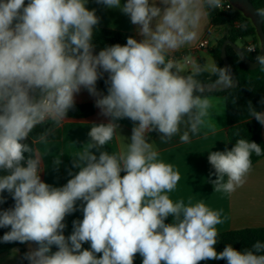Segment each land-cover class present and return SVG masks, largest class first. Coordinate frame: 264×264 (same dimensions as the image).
Masks as SVG:
<instances>
[{
	"label": "clouds",
	"instance_id": "1",
	"mask_svg": "<svg viewBox=\"0 0 264 264\" xmlns=\"http://www.w3.org/2000/svg\"><path fill=\"white\" fill-rule=\"evenodd\" d=\"M86 3L0 0V170L6 173L0 175V204L6 202L5 191L15 202L0 210V228H10L0 241L34 242L37 247H29L21 258L28 264H133L137 253L142 264H264L259 240L243 250L227 244L216 251L221 214L203 201L185 204L170 198L180 174L158 159L147 138L156 131L161 142L179 134L180 142L188 143L207 125L214 101L197 94V77L207 68L170 54L197 39L205 9L222 7V0H159L161 6L156 0L123 5L121 0H97L129 16L142 37H128L125 45L106 46L98 54L92 40L99 17ZM256 59L264 65V55ZM185 65L191 66L187 75ZM212 72L231 86L227 67ZM104 73L106 95L97 90ZM82 88L96 98L95 106L109 122L90 128L88 146L72 157L78 173L69 171L72 178L53 187L41 180V157L24 141L38 125L50 122L46 132L59 127ZM249 114L264 126V112L251 102ZM124 118L134 122L126 151L103 150L117 132L116 121ZM39 138L45 141L47 134ZM253 152L259 156L262 149L246 139H238L231 150L210 151L214 191L232 193L242 186ZM60 163L53 162L56 167ZM77 201L83 219L73 221L66 237L63 221L77 210ZM169 216L172 221L166 223ZM86 242L90 250L82 248ZM52 246L58 250L52 252Z\"/></svg>",
	"mask_w": 264,
	"mask_h": 264
},
{
	"label": "crops",
	"instance_id": "2",
	"mask_svg": "<svg viewBox=\"0 0 264 264\" xmlns=\"http://www.w3.org/2000/svg\"><path fill=\"white\" fill-rule=\"evenodd\" d=\"M126 2L127 0H121L122 5ZM156 2L157 6H161L159 0ZM86 7L89 10L94 9L95 14L99 17V23L96 26L130 32L138 41L142 39L137 33L138 26L133 25L129 16L120 10L109 9L105 5L97 3V0H87ZM205 11L207 12V9ZM223 35V27H212L207 12V15L201 20L197 39L175 52L187 51V57L198 64L203 62V66L207 68L206 71L213 73L214 62L210 49ZM204 38L208 40V47L198 49V43ZM190 71L191 66L185 65L184 74L187 75ZM209 97L213 99L214 107L210 110L207 125L201 129L198 135L192 136L190 142L181 143L179 134L167 143L161 142L160 134L156 131L147 134L149 142L159 153L158 159L171 164L174 170L180 174V181L168 195L174 202L184 201L185 204L203 201L211 210L219 212L222 222L216 226L218 233L264 226V157L252 165L251 171L245 178V183L237 187L232 193L216 192L213 184L209 182L210 179H215L214 175L210 177V173L215 170L208 162L209 152L227 149L225 99L219 95ZM74 99L75 103H92L94 105L93 114L84 118H66L60 125L61 134L58 139L34 142L35 153L41 157L42 161L41 180L53 187L64 186L72 178L69 171L73 175L78 173L79 169L72 165V157H75L78 152L83 151L88 146L90 128L94 124L109 122L108 117L100 115V110L95 106L96 98L90 95L86 89L82 88ZM116 123L119 126L117 132L103 149L113 154L126 151L134 127V122L128 118L120 119ZM184 130L185 126L181 125V132ZM261 136L264 141V126L262 125ZM96 154L99 155L98 152ZM58 159L61 160V163L56 167L53 162ZM125 174L121 172V176ZM81 206L82 202L77 201V210L67 215L63 221L66 225L63 234L66 237L73 232V221L83 219ZM171 221L172 217L169 216L165 222L170 223ZM52 247L57 248L56 246ZM82 248L90 250V242L82 244ZM100 255L102 253L97 254L98 257ZM18 256L17 249H10L0 254V264H18ZM142 259L137 253L133 264H142ZM215 263L216 260L199 262V264Z\"/></svg>",
	"mask_w": 264,
	"mask_h": 264
},
{
	"label": "trees",
	"instance_id": "3",
	"mask_svg": "<svg viewBox=\"0 0 264 264\" xmlns=\"http://www.w3.org/2000/svg\"><path fill=\"white\" fill-rule=\"evenodd\" d=\"M250 2L259 14L261 10H264V0H250ZM25 4H27V0H25ZM207 12L212 27H223L225 31L216 45L210 49L214 67H225L220 58V47L222 42L226 39L237 44L250 60H256L258 57L259 43L255 34V29L248 19L235 10L219 11L218 9H207ZM261 19L262 30L264 32V16H261ZM241 25H246L247 27L241 28ZM128 37L135 38L130 32L95 26L92 40L95 46L94 54H98L99 51L106 46L115 44L125 45ZM247 40H249V42H247ZM247 47H254L255 50L248 51ZM181 54L187 55L188 52H174L170 54V56L171 58L179 60ZM226 55L237 80L236 86L227 90H216L204 92L202 94L207 96L219 95L223 96L225 99L228 150H231L238 139L255 141L260 145L262 154L257 156L253 152L251 155L253 165L264 157V141L261 136V124L249 114V102H251L252 106L257 111H263L264 104H261L260 101L264 99V65L258 64L254 69L245 68L230 45L226 46ZM199 65H203V62H200ZM107 77L108 74L104 73L103 78L97 81V90L104 94H107L108 86L105 84ZM197 79L200 83L219 82L216 74L208 73L207 71L203 72ZM197 94L201 93L197 92ZM233 100H235V103H233ZM93 112L94 105L92 103H74V107L68 111L66 118H84L92 115ZM49 127L50 122L45 125H38L24 142L32 146L34 150V142L40 140L39 137L42 133L47 134V140L58 139L61 134L60 126L52 128L50 132H46ZM27 156L28 154L25 153L26 158ZM4 174L6 173L0 170V175ZM3 196L6 197V202L0 204V210L13 207L15 202L12 197L6 191L3 193ZM9 230L10 228H0V238ZM257 240L264 242V226L220 232L217 236L218 242L214 247L217 252H221L227 244H231L235 249L243 250L245 248H250ZM23 244L24 243L19 242L4 243L0 241V254L15 248L19 253L18 264H28L26 260L21 259L25 253ZM51 250L55 252L58 249L52 247ZM215 264H227V262L226 260H216Z\"/></svg>",
	"mask_w": 264,
	"mask_h": 264
},
{
	"label": "water",
	"instance_id": "4",
	"mask_svg": "<svg viewBox=\"0 0 264 264\" xmlns=\"http://www.w3.org/2000/svg\"><path fill=\"white\" fill-rule=\"evenodd\" d=\"M231 5L233 10L240 13L243 17L249 20L252 26L255 29V34L259 43V51L258 56L264 55V32L262 30V19L260 14L256 11L250 0H227ZM230 45L234 52L237 54L244 67L247 69H254L259 64L256 60H250L240 49V47L231 42L230 40H224L220 47V58L224 63V66L229 69L232 84L231 86H225L222 82H211V83H200L198 93L216 91V90H227L236 86L237 80L233 73V69L228 61L226 55V46ZM29 247H37L34 242H26L23 244V249L25 252L29 249Z\"/></svg>",
	"mask_w": 264,
	"mask_h": 264
},
{
	"label": "built area",
	"instance_id": "5",
	"mask_svg": "<svg viewBox=\"0 0 264 264\" xmlns=\"http://www.w3.org/2000/svg\"><path fill=\"white\" fill-rule=\"evenodd\" d=\"M219 11H229V10H233L232 5L227 1V0H222V7L217 8ZM208 47V40L207 38L202 39L199 43L197 48L198 49H203V48H207ZM247 49H249V47H247ZM187 55L185 54H181L179 60H183L184 57H186Z\"/></svg>",
	"mask_w": 264,
	"mask_h": 264
},
{
	"label": "rangeland",
	"instance_id": "6",
	"mask_svg": "<svg viewBox=\"0 0 264 264\" xmlns=\"http://www.w3.org/2000/svg\"><path fill=\"white\" fill-rule=\"evenodd\" d=\"M224 29V28H223ZM225 32V31H224Z\"/></svg>",
	"mask_w": 264,
	"mask_h": 264
}]
</instances>
